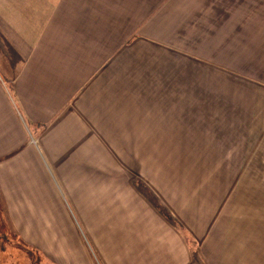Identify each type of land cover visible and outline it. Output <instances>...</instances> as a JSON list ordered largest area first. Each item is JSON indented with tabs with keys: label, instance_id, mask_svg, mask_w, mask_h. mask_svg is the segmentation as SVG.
<instances>
[{
	"label": "crops",
	"instance_id": "0c3cea01",
	"mask_svg": "<svg viewBox=\"0 0 264 264\" xmlns=\"http://www.w3.org/2000/svg\"><path fill=\"white\" fill-rule=\"evenodd\" d=\"M51 169L71 232L48 216ZM246 178L264 179V0H0L17 238L62 264H264Z\"/></svg>",
	"mask_w": 264,
	"mask_h": 264
},
{
	"label": "rangeland",
	"instance_id": "374dc122",
	"mask_svg": "<svg viewBox=\"0 0 264 264\" xmlns=\"http://www.w3.org/2000/svg\"><path fill=\"white\" fill-rule=\"evenodd\" d=\"M51 176V195H52V203L47 204L50 205L48 208V216L50 218V222L54 225V230H57L60 228L64 230L63 233L71 232L75 229L73 228H80L79 219L76 214V205L68 195H66L65 187H64V181L70 180V179H64L60 174L56 173V171L51 169L50 172ZM242 188H250L252 189L255 185H264V179H256L254 183L253 178H246L244 180V183L242 184ZM242 189V190H243ZM240 190V191H242ZM239 198H241L242 202L244 201V204L248 206L249 201L252 200V194H244V193H238L237 194ZM258 202L264 203L263 195L261 199L259 198L257 200ZM46 206V207H47ZM251 211H245V218L250 219ZM64 227H63V226ZM264 227L261 226V249L264 248ZM76 233V232H75ZM58 239L60 237L61 240V234H59ZM59 246V245H58ZM59 247L57 248L56 245V251L59 252ZM0 264H62L59 262H55L51 256L47 255L44 251L40 249L33 248L30 246L28 242H26L24 239L17 238V235H14L12 232L8 233L4 239L0 235Z\"/></svg>",
	"mask_w": 264,
	"mask_h": 264
},
{
	"label": "trees",
	"instance_id": "16d2710c",
	"mask_svg": "<svg viewBox=\"0 0 264 264\" xmlns=\"http://www.w3.org/2000/svg\"><path fill=\"white\" fill-rule=\"evenodd\" d=\"M9 232L11 233L10 227L8 226V224H7L6 220H5L3 211H1V209H0V235L2 237H4V239H5L6 235Z\"/></svg>",
	"mask_w": 264,
	"mask_h": 264
}]
</instances>
